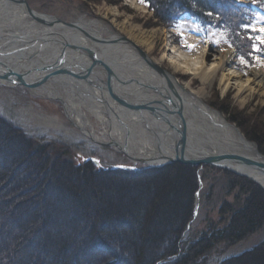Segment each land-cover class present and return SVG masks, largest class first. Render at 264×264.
Returning a JSON list of instances; mask_svg holds the SVG:
<instances>
[{
  "label": "trees",
  "instance_id": "trees-1",
  "mask_svg": "<svg viewBox=\"0 0 264 264\" xmlns=\"http://www.w3.org/2000/svg\"><path fill=\"white\" fill-rule=\"evenodd\" d=\"M144 2L153 12L148 29L173 28L189 18L220 31L241 56L254 52L249 28L264 16V0ZM229 100L217 97L216 110L228 113L229 122L264 155V109L249 113ZM63 155V148L36 143L0 119V264H196L219 244H236L264 224V191L222 170L238 183L237 199L244 194L243 202L230 207L226 228L182 246L198 193L196 167L99 172L88 163H66ZM121 203L127 208L117 216L89 213L94 206ZM222 264H264V244Z\"/></svg>",
  "mask_w": 264,
  "mask_h": 264
},
{
  "label": "bare ground",
  "instance_id": "bare-ground-1",
  "mask_svg": "<svg viewBox=\"0 0 264 264\" xmlns=\"http://www.w3.org/2000/svg\"><path fill=\"white\" fill-rule=\"evenodd\" d=\"M30 9L26 0H0V85L25 90L34 99L61 104L66 120L82 132L91 152L105 143L126 154L141 171L155 170L151 167L175 156L171 140L163 134L182 131L200 154H254L255 145L238 132L237 126L204 103L201 93L193 91L189 82L182 84L176 73L189 75L203 86L221 76L226 88L234 86L242 93L264 95V68L240 72L231 48L215 49L207 42L195 54H184L170 46L171 51L162 60L169 61L173 72H161L159 62L140 52L120 33L124 31L138 44L149 46L154 32H142L128 22L115 28L88 16H76L62 27ZM55 64H70L83 74L90 73L102 90L113 89L116 96L141 109L163 111L166 119L154 118L144 109L140 112L143 123L138 124L124 109L112 107L109 112L104 104L92 102L91 98H100L91 89L89 98L85 86L71 88L63 79L53 77V71L44 72ZM105 67L114 77L106 75ZM234 170L250 176L264 189L260 168L236 166Z\"/></svg>",
  "mask_w": 264,
  "mask_h": 264
},
{
  "label": "rangeland",
  "instance_id": "rangeland-1",
  "mask_svg": "<svg viewBox=\"0 0 264 264\" xmlns=\"http://www.w3.org/2000/svg\"><path fill=\"white\" fill-rule=\"evenodd\" d=\"M26 1L34 11L52 17L55 16L61 21H70L76 16H88L95 21H102L104 24H110L115 28L121 22H128L137 26L142 32H154L151 39L152 44L147 46L138 44L132 38L130 39L126 32L120 31L122 36L136 44L135 46L138 47L140 52L159 62L162 70L167 69L173 72L169 61L166 59L162 60L164 54H168L171 51L170 46L184 54H195L207 42H210L211 47L215 49L220 46L231 48L235 53V67L240 72L246 73L253 68H264V16L261 15L262 13L257 16L256 20L252 21L249 28L255 35L250 44V46H253L255 53L253 52L250 57L246 58L238 53L236 48L231 45L227 37L220 31L211 28L205 30L197 22L195 23L189 18L181 19L173 28L164 26L146 28L145 25L152 21L153 12L144 0H121L117 6L108 3L94 5L86 0ZM131 1H134L135 4H131ZM258 5H261V3H258ZM176 76L182 84L189 82L192 90L201 93L203 102L215 111H217L215 107L217 105V97L220 101L225 97H229L231 105L239 110L247 108L249 113H254L255 109H264V95L247 91L242 93L234 86L226 88L220 81L221 76L216 77L205 86L199 80L181 72H177ZM218 113L223 115L229 124L233 125L229 122L228 113ZM0 119L10 123L13 127L15 126L17 130L29 136L36 143L46 146L53 145L54 148H63L68 155H63L60 158L66 163L76 166L84 163L85 159L99 158L102 167H96L94 163L88 162L99 172L108 171V169L110 170L111 167L118 164H132L126 154L124 155L110 146L97 145L93 148L94 151L92 150L91 152L82 132L78 131L70 121L66 120L61 104L54 105L48 101L44 102L34 99L25 90L22 91L14 87L0 85ZM239 131L241 132L240 129ZM53 158L55 157L53 156ZM196 168L198 170V193L194 196L192 216L186 224V229L183 230L182 246L184 243L198 238L201 233H205L208 230L216 227L218 229L226 228L230 207L241 204L243 202L242 199L245 198V195L242 194L237 199L238 194L241 192L238 189V183L232 179V176H239L230 172L232 176H228L222 169L214 166ZM255 186L262 189L257 185ZM126 208L127 206L123 203L111 205L110 207L100 206L98 208L94 206V209L92 208L89 213L97 217L106 215L117 216L118 213ZM263 244L264 224L249 237L236 244H219L216 249H213L204 259L197 261L196 264H222L229 259L238 258L251 250L259 248Z\"/></svg>",
  "mask_w": 264,
  "mask_h": 264
},
{
  "label": "water",
  "instance_id": "water-1",
  "mask_svg": "<svg viewBox=\"0 0 264 264\" xmlns=\"http://www.w3.org/2000/svg\"><path fill=\"white\" fill-rule=\"evenodd\" d=\"M34 12L36 15L38 16H45L48 18H51L52 20L56 21L57 23H59L62 27L66 26V22L61 21L59 18L55 17V16H49V15H45V14H40L36 11H34L32 8L30 9V12ZM104 70L106 71V75H108V77H114L113 73L109 70L106 69V67L104 68ZM161 72H163L164 70H162L161 68L159 69ZM53 71V77L55 78H59L60 80H64V82L66 83V85L70 86L71 88H79L78 85H83L85 86V92L87 93L88 97L91 98V95L89 93V89H91L92 91H94L98 97V98H91L92 102L96 103V104H104V106L108 109V111H112V107H119L120 109H124L125 111H127L134 119L135 123H143V118L140 114L141 110L146 109L147 112H149L150 115H152V117L156 118L158 117L159 119H166V116L163 114V111H159V110H154L153 108H139V106H133L131 104H129L128 102H126L125 100H123V98H120L118 96L115 95L113 89L111 90H102L101 86H98L94 81V76L90 73L88 74H83L81 72H79L77 70V68L73 65L70 64H66L65 65H61V64H55V67H48L46 69H44V72H50ZM50 74V75H51ZM102 92H101V91ZM100 91V92H98ZM108 97L110 99V101L106 102L105 97ZM59 100V99H58ZM112 103V106H111ZM178 125V122H177ZM235 127L236 125L233 124ZM232 125V126H233ZM236 129L239 131V129L236 127ZM164 137L169 138V140H171L172 144H173V149L175 152V156L172 159H169V162H165L163 164L158 165L157 167H151L152 169H158V168H164V167H169V165L172 164H181L184 166H189V167H202V166H211V167H216V168H220L222 170H226L234 175L239 176L240 178H244V179H248L249 181H251L252 183H254L255 185L258 186V184L255 182V180L253 178H250V176H245V175H241L239 174L237 171H235V167L236 166H242V167H258L260 168L263 173H264V155L259 151L258 145H255L254 143H252L253 145H255V152L252 155H242L239 153H223V155H210L208 153H199L197 149H195L193 147V145H191L188 142V137H186V135L182 132H174V131H168L165 132ZM152 136L154 137V139H160L158 138V136H156V134H152ZM250 142V141H249ZM101 146H110L108 144H101ZM112 147V146H110ZM84 161L86 162H90V163H94V165L96 167H102L99 159L97 158H88L85 159ZM132 164H125V165H114L113 167H111L112 171L115 170H119L122 172H133V173H137L138 171H141L140 168L137 166L138 164H134L133 162H131ZM260 187V186H259ZM261 188V187H260ZM263 189V188H262ZM264 190V189H263Z\"/></svg>",
  "mask_w": 264,
  "mask_h": 264
},
{
  "label": "flooded vegetation",
  "instance_id": "flooded-vegetation-1",
  "mask_svg": "<svg viewBox=\"0 0 264 264\" xmlns=\"http://www.w3.org/2000/svg\"><path fill=\"white\" fill-rule=\"evenodd\" d=\"M85 163H88V162H85ZM108 165V164H107ZM109 166V165H108ZM109 170V169H108ZM111 170V169H110ZM112 171V170H111Z\"/></svg>",
  "mask_w": 264,
  "mask_h": 264
}]
</instances>
